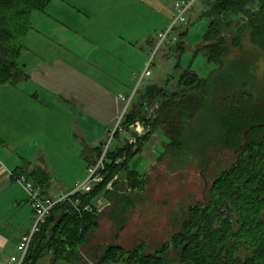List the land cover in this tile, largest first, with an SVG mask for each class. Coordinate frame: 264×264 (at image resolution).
Returning <instances> with one entry per match:
<instances>
[{
    "label": "trees",
    "instance_id": "trees-1",
    "mask_svg": "<svg viewBox=\"0 0 264 264\" xmlns=\"http://www.w3.org/2000/svg\"><path fill=\"white\" fill-rule=\"evenodd\" d=\"M50 1L0 0V83L14 84L24 77L17 64L22 40L31 29L33 13L44 11ZM248 3L214 0L209 5L206 15L210 24L195 49L215 66L209 77L200 78L194 71L176 65L171 91L155 83L145 86L139 93L140 101L131 104L120 124L129 132L130 125L140 121L144 133L130 142L115 130L112 140L118 143L105 153L101 181L89 193L71 197L84 205L102 193L105 200H110L111 213L118 209L124 215L127 204L134 203L133 197L143 188L140 173L128 162L157 130L167 139L164 144L171 157L175 159L177 153L184 152L182 158L189 159L186 165L197 163L202 176L214 171L224 154H230L229 166L209 176L212 181L203 199L191 202L183 213L175 212L168 246L179 250L180 261L186 264H264V72L257 80L251 64L241 58H226L227 39L231 47H237L246 34L249 42L264 53V0L247 23L237 25L236 34L231 28L236 10ZM176 49L178 53L185 50L182 40L176 43ZM144 105L146 111L142 110ZM154 105L155 117L148 121ZM206 149L214 152L203 164L198 153ZM101 152L100 148L97 157ZM122 172L132 189L125 196L106 187L111 181L116 188ZM33 177L45 193L50 183L47 174L36 170ZM123 225H116L117 230ZM96 226L97 212L76 211L69 201L57 203L33 237L22 264H36L46 254L45 249L47 253L52 251L54 262L86 263L81 247ZM166 247L154 253L143 252L140 247L126 252L109 244L100 256L95 253L90 264H169L161 255Z\"/></svg>",
    "mask_w": 264,
    "mask_h": 264
},
{
    "label": "crops",
    "instance_id": "crops-1",
    "mask_svg": "<svg viewBox=\"0 0 264 264\" xmlns=\"http://www.w3.org/2000/svg\"><path fill=\"white\" fill-rule=\"evenodd\" d=\"M165 1L51 0L31 16L17 59L24 77L0 83V264L16 253L33 220L26 192L12 175L24 173L35 182L34 171H43L50 179L45 194L51 195L68 192L85 177L124 107L119 95L135 87L127 63L137 46L151 47L165 27ZM133 15H152L155 22L134 23ZM160 144L153 133L129 167L146 173Z\"/></svg>",
    "mask_w": 264,
    "mask_h": 264
},
{
    "label": "rangeland",
    "instance_id": "rangeland-1",
    "mask_svg": "<svg viewBox=\"0 0 264 264\" xmlns=\"http://www.w3.org/2000/svg\"><path fill=\"white\" fill-rule=\"evenodd\" d=\"M180 1H165V11L160 15L161 18H165L166 23L165 27L159 31L165 30L169 26L175 14L174 4ZM211 1L214 0H195L186 14V24H178L173 29L171 38L156 50L157 33L159 31L154 36V43L151 44V47H136V49H139V52L136 50L133 61L128 60L129 62L126 65L130 79L132 72L135 73L134 78L136 79V76L142 71L143 66L149 58L151 59V75L143 81L140 88L136 91L132 100L133 103L140 101L139 93L144 89L141 88L143 85L147 86V84L155 83L157 86L171 91L176 81L177 72L174 69L176 65H179L182 69L194 71L200 78L206 79L209 77L215 66L207 61L202 52L196 53L195 49L202 42L203 36L210 24L209 17L206 15V8H204L203 4ZM262 1L249 0L247 6L244 5L241 9L236 10L231 22L233 34H236L237 25L247 23L252 11L261 5ZM153 10L155 11L156 9L153 8ZM133 16L134 23L144 20L145 25L146 23H148L147 25H152L155 22L152 15ZM179 40H182L185 46V50L182 53H178L176 49V43H179ZM227 43L229 54L226 58H241L248 64H251L257 80H260L264 72V53L249 42L248 34L240 39L237 47L229 45L231 43L230 39H227ZM99 47L101 49L104 48ZM120 54V51L115 53V57ZM142 110H145V105ZM108 130L109 133L107 131L103 135V142H109V149L112 150L118 142L117 139L110 141L113 128L111 127ZM154 133L158 134L163 142H167V139L159 130ZM129 135L132 134L129 133ZM83 144L87 143L84 142ZM153 149L157 154V158H155V161H153L146 173L140 174L143 188L138 195L133 197L134 203L127 204L125 207L127 212L123 215L117 209L111 213L113 208L111 207L110 200H106L108 204L97 213L96 229L90 235L88 242L81 247L86 261L83 264H90V260L92 261L95 258V253L100 256L109 244H116L126 252L140 247L146 253H154L164 246H168L170 236L174 232L172 221L175 218V212L180 211L183 213L191 202L201 201L206 187L212 181L209 176L225 169L231 162L230 154L223 153L225 156H222V159L219 160V166L214 171H206L203 174L204 176H202L197 163L186 165L189 159L188 157L182 158V156H186L182 155L184 152L177 153V157L173 159L170 155L171 151L167 149L165 144H160ZM213 152H210L208 149L200 151L198 153L200 161L204 164ZM117 179L116 188L112 186L111 181L106 187L109 190L116 189L122 196L130 193L132 189L125 182V173H120ZM100 195L102 196V193L97 195L95 199L97 200ZM95 199L93 201H96ZM113 221L118 227L122 223L124 225L117 230ZM178 229L179 226L175 225V230ZM45 246L42 247L43 250ZM161 255L169 264H186L180 261L179 250L172 249L170 245L161 252ZM53 258L54 254L50 251L44 256H40L36 264H60L59 261L54 262Z\"/></svg>",
    "mask_w": 264,
    "mask_h": 264
},
{
    "label": "built area",
    "instance_id": "built-area-1",
    "mask_svg": "<svg viewBox=\"0 0 264 264\" xmlns=\"http://www.w3.org/2000/svg\"><path fill=\"white\" fill-rule=\"evenodd\" d=\"M195 0H186L176 2L174 4V18L170 22L169 26L162 31L157 33V42L156 47L159 48L163 43L167 42L171 36L172 31L178 24H186V14L192 7ZM151 75V59L147 61L144 66V69L138 73L135 79V87L132 92L128 95L120 94L119 98L124 102V107L121 111V114L113 127V131L110 137V141H112V135L115 130H119L122 136L126 134L132 136L130 142H134V136H138L143 134L145 131L144 125L140 121H135L132 125H130L129 132H126L124 129L121 128L120 124L123 118V115L129 109L131 104L133 103V97L143 83V81ZM147 109L145 108V111ZM109 148V142H103L101 145L102 152L99 157L86 169V175L81 180L76 182L72 188L66 192L61 193L59 195H51L45 194L42 192V189L35 184L32 180L28 178V176L24 173L13 174L12 177L14 181L20 184L24 191L26 192L28 203L33 212V220L29 230L23 234L18 242L16 243V253L7 257L2 264H22L27 252L29 250V246L33 237L38 234L45 224L47 217L50 214L51 209L60 202L69 201L72 205L73 209L76 211H86V212H99L102 210L108 202L104 199L99 201H92L90 203L81 205V202L78 198L72 199L71 197L75 194L83 195L89 193L92 188L97 185L101 181V173L100 171L104 168V156Z\"/></svg>",
    "mask_w": 264,
    "mask_h": 264
},
{
    "label": "water",
    "instance_id": "water-1",
    "mask_svg": "<svg viewBox=\"0 0 264 264\" xmlns=\"http://www.w3.org/2000/svg\"><path fill=\"white\" fill-rule=\"evenodd\" d=\"M156 110H157V105H154V106L150 109V111H149V113H148V117H147V120H148V121H152V120H153V118L155 117ZM45 253H47V249L44 250V254H45Z\"/></svg>",
    "mask_w": 264,
    "mask_h": 264
}]
</instances>
